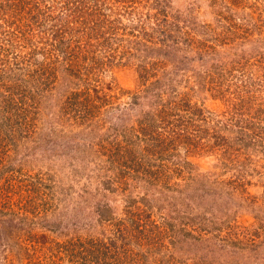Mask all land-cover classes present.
Instances as JSON below:
<instances>
[{"label":"rangeland","instance_id":"obj_1","mask_svg":"<svg viewBox=\"0 0 264 264\" xmlns=\"http://www.w3.org/2000/svg\"><path fill=\"white\" fill-rule=\"evenodd\" d=\"M46 1L50 4L46 12L55 22L76 18L77 13L70 12L72 0H39L41 8ZM121 1L125 3V12L120 13L125 33H77L72 26H64L57 39L46 31L53 23L35 25L13 1L14 10H7L9 22L0 12V264H17L19 259L28 264V256L33 264L37 259L47 263L44 255L55 242L76 237L107 243L114 239L121 257L125 242L115 230L133 228L134 219H147L144 225H149L160 216L176 224L173 243L166 237L163 240L168 241L175 261L163 257L165 244L159 250L149 241L152 252L146 242L141 248L133 245L135 253L142 251L140 260L145 253L144 264H159V260L161 264H264V132L256 130L244 139L246 145L240 150L229 151L230 168L223 166V160L229 158L222 153L225 141H208L214 144L204 153L178 150L177 155L167 157L169 165L180 161L186 172L172 178L177 179L175 190L150 188L157 197L170 195L169 202L152 199L151 209L141 201L127 205L128 197L138 199L145 193L147 188L140 183L145 184L149 176H139L134 188L130 177L125 184V173L114 161L115 145L125 141L124 128L138 127L144 115L140 108L147 105L146 95L154 90L152 85L138 82L135 65L153 60L165 63L148 78L158 77V89L172 90V99L188 93L189 99L208 110L212 119L208 126L217 125L218 134L239 145L234 139L238 142L243 134L232 113L239 104L236 95L249 86L259 96L256 87L264 88V0L230 4L223 15L242 28L228 19L227 29L235 31L229 37L221 33L226 22L220 16L215 20L212 14L225 10L218 2L213 9L208 0ZM79 5V9L84 6L82 0ZM105 14L113 19L115 13L105 9ZM243 18L250 20L253 32L243 33L247 26H243ZM101 34L109 38L104 44L106 52L117 55L102 64L97 57L104 50L95 42ZM237 35L241 39L230 38ZM68 43L88 54L86 66H79L76 60L65 64L59 51L67 50ZM34 47L35 53L30 55ZM57 56L59 60L54 62ZM258 58L262 62L255 64ZM186 68L191 71H184ZM168 78L172 85L165 80ZM131 100L136 102L130 105ZM222 122H227L226 128ZM130 146L136 145L131 142ZM237 170L245 171L243 178L249 180L245 190L250 195L245 190L230 193L228 185L220 182ZM195 216L202 217L197 223L206 229L207 246L202 249L194 238L197 232L189 226ZM182 219L190 224H182ZM186 227L193 231L192 236L185 234ZM256 227L260 229L257 233ZM239 238L241 244H233ZM122 259L124 262L125 257Z\"/></svg>","mask_w":264,"mask_h":264},{"label":"trees","instance_id":"obj_2","mask_svg":"<svg viewBox=\"0 0 264 264\" xmlns=\"http://www.w3.org/2000/svg\"><path fill=\"white\" fill-rule=\"evenodd\" d=\"M11 1L14 2L15 7L17 6L19 10L27 13L29 18L32 21H35V25L38 26L42 23H53H50V28L46 29V31L51 32L52 36L56 37L57 39H59L58 36H60V33L63 32L64 26H72V29H75L77 33H92V31H94V33H125L126 30L123 20H121L122 14H120L121 12H125V3L123 5V3H121V0H82L84 6L80 9L79 0H72V2L70 3L74 4V6L73 10H71L70 12L77 13L76 18L72 20V22L65 21L63 18H59L57 22H55L53 17L46 12L50 6L48 1H46L45 7L41 8L39 0H1L0 12H4L5 17L3 18L7 22H9L7 18V10H9L11 7H13L14 10V6ZM107 1L109 2V4L106 7ZM217 2L222 4L225 10L220 12H212V14L215 13V20L219 21L220 16L221 19L226 22V24H224L225 27L224 25H222L221 33H225L226 36L229 37L235 31L234 29H231V27L227 29L228 19L233 22L234 26L239 25L235 23L234 19L226 17V15L223 14L227 13L226 10L229 9L230 4H235L236 0H208V3L213 5V9H216L215 5ZM75 8L77 10H74ZM105 9H108L110 12L113 10V12L115 13L113 19L105 18ZM33 12H36V16ZM80 12L82 13L81 16ZM162 12L164 14L166 13V10H162ZM83 14L86 17H84ZM242 20L243 26L247 25L243 27V33L253 32L252 28L254 26H252L250 20L248 18H243ZM65 23L68 24L66 25ZM10 24L14 23L11 22ZM135 27L137 28V26ZM165 27L167 28L168 25L165 24ZM239 28H242V26H239ZM134 30L135 28L133 26L132 31ZM230 38L241 39L240 35ZM108 40L109 38L105 34H101V36H99L98 39L95 40L96 45H98L101 50H104L102 57H97L100 63H105V60L112 61L114 57L117 56L116 53L113 54L111 52H106L108 50H106L104 44H106ZM30 43H32V40L30 41ZM68 46L69 47L64 48L67 50L63 51L62 49H60L59 51L61 56L65 60V64L71 63L76 60L79 61V66H86L88 62V54L81 51L80 49L76 51L74 48L70 47L69 43ZM31 50L32 52L29 54L33 55L35 53V47ZM50 54L51 52H49L48 56ZM169 54L173 60H175L176 62H180V58L176 54L172 52H169ZM51 57L53 58V54L51 55ZM41 58L43 59V57ZM259 58L262 59V57ZM259 58L255 61V64H257L258 62H262L259 61ZM58 60L59 59L57 56L54 62ZM95 61H97V59ZM161 64L162 63L160 60H153L150 64L139 62L135 65L137 70L138 82H141L142 84L147 83V86L152 85L154 87V90L152 89L151 93H147V105H143L142 108H140V112L144 115H142V118L139 120L138 127H135L134 125H126L123 130V132L125 133V141L120 144L118 143L117 146L115 145V147L117 148V153L114 155V161L117 163L118 167L123 170V173H125V184L129 181L128 177H130V180L134 182V185L132 186L136 188L138 185H136L135 183L141 180V178L139 179V176H149V178L144 180L145 184L140 183L143 185L142 188H147L144 191L145 193L138 195V199H135L134 197H128V206H133L136 204V202L141 201L148 204L149 208L151 209L153 203L151 202L152 199L157 202L159 198H163L164 201L166 200L167 202H169L168 196L170 195L167 194L163 197H157L152 192H150V188L161 186L167 188V190L168 188L175 190L176 186L178 185L177 179L173 180L172 178H174L175 176L181 177L186 171H184L185 168L184 166H181L180 161L169 165L166 162V158H169L178 150L179 152L184 151L185 153H190L195 149L196 153H204L206 150L209 151L214 143L222 144V142L225 141V149L224 151H222V153L224 156H226V158H229L223 160V166L224 168H230L233 163V159L230 157V153L232 151H236L237 148H239L240 150V146L246 145L243 143L244 139L248 136H252L251 134L256 130H260L261 133L264 132V100L262 99L264 98V93L262 91L264 90V88L256 87L255 90L260 88V90L258 91L261 92L259 93V96L255 94L257 92H253L254 88H251L249 86H247V88L244 90V93L242 92V89L244 88H240V93L236 95V99L238 100L239 104L238 106L233 107L234 111H232V113H236L237 115L236 122L239 124V126L237 127L240 134H243V137H239L238 142L235 138V142L237 143V145H239L234 146L231 141L225 140V137L222 133H217L219 132L217 125H213L212 127L208 126L210 124V121H212L211 117L207 115L208 110H204V107H202L203 105H199L198 101H192L191 99H189L188 93L182 92L177 95V97H174V99H172V90H166L165 92H163L156 87L159 84V80L157 79L158 77H156V79L154 80L148 79L150 76H154L157 73V68H159V65ZM162 65H165V63ZM69 66L74 67V65L72 64H70ZM184 71L188 72L191 71V69L186 68V70ZM190 75L191 77H195L194 73H190ZM261 77L262 80H264V75H262ZM165 80H168L170 82V85H172V79L168 78ZM145 91L148 92V89L145 88L144 92ZM174 93L176 94V91H174ZM242 93L244 94V96L242 95ZM76 95L77 93L73 94V96ZM135 102V100H131L130 105L134 104ZM132 108L133 107H131V109ZM222 123V127L226 128L227 122ZM130 133H134L135 135L138 134V136L133 137L130 135ZM236 136L237 135H235V137ZM212 139L214 143L209 144L208 141ZM249 141L253 142L255 141V139L250 138ZM131 142L135 143L136 146H130ZM135 149L138 152H141L142 155H136V153L134 152ZM123 152L125 153V155ZM152 158H154V162H150ZM147 160L149 162H147ZM250 166L251 164L248 165V167ZM248 167L246 169L247 171ZM243 173H245V171L237 170V173L228 176L227 179H221L220 182L228 185V187H225L230 190V193L239 194L240 192H243V190H245L246 184H248L249 182V180L243 178ZM245 191L247 193V190ZM247 195L250 194L247 193ZM173 198L178 199L175 196H173ZM180 200H182V198H180ZM159 218L160 220L157 219L155 222H148L149 225H144V222L147 219H145L143 222L138 219H134L133 228L125 230H115V234L117 235V237H120L125 242L124 245L121 246L123 248L121 257L118 252L119 246L115 243L116 241L114 239H111L107 243L106 241L100 240L98 238L85 237L82 239V237H76L74 239L65 240L61 243L55 242V245L49 248L51 251L48 254L44 255L45 259L49 260V262L44 263L41 262L40 259H37L35 260V264H144L142 260L145 256V253L143 258L140 260L142 251H140V254H137L133 249V245L141 248L144 244L143 242H146V245H148L146 248L149 252L153 251V247L154 249L159 248V250H161L165 244V255L163 257L166 260L175 261V257L170 251L168 241L166 240V242L164 243L163 240L165 239L164 237H166L167 239L169 238L173 243L171 235L175 234L176 224L171 222V219L161 216ZM192 219L193 220L190 222L191 225L189 226H191L190 228L195 229V231L197 232L196 234H194V238L198 239L197 241H199L200 243L199 248L202 249L204 246H207V243H205L207 235H204L206 234V229H204L202 226H198L199 224L197 223V221L202 220V217L195 216ZM181 221L182 224H190L186 223L187 221H185V219H182ZM141 226H143L144 228ZM181 228H183L182 225ZM190 228L188 229V227H186L184 229V232L187 236H192L191 233L193 231ZM259 231L260 229H258V227L254 229V232L256 233ZM239 239L240 240L232 241L234 242L233 244L237 245L239 241L241 244L242 240L241 238ZM149 241L151 242L153 247L149 245ZM6 242L9 244L8 241ZM49 242L50 239H47L48 244ZM54 248L56 250H54ZM126 252H129L130 255H126ZM124 257L125 260L123 262L122 258ZM203 258H205V255H203ZM28 259L29 261H27V263L33 264L30 261L29 256ZM119 259H121V261H119ZM20 260L21 259L17 260V264H22V261ZM159 264H161L160 260Z\"/></svg>","mask_w":264,"mask_h":264}]
</instances>
